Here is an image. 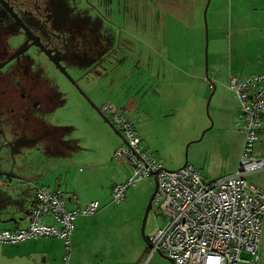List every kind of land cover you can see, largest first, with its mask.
Instances as JSON below:
<instances>
[{
	"label": "rangeland",
	"instance_id": "374dc122",
	"mask_svg": "<svg viewBox=\"0 0 264 264\" xmlns=\"http://www.w3.org/2000/svg\"><path fill=\"white\" fill-rule=\"evenodd\" d=\"M186 3H190L189 11L178 12L169 11L166 7L153 4V0H147L143 8L146 15H144L145 28H141L142 33L137 34L136 40H130L127 44L130 48L128 53L126 50L115 52L110 56L111 62L122 58L123 63L118 66L119 69L109 80L107 78L104 84H100L106 89L110 87L112 81L117 89L114 96L112 94L102 96L98 91L99 94L92 91L94 86L87 81L78 85L77 89L51 68L49 81L52 89H50L51 99L46 102V136H41L36 144L21 148L16 158L3 156L9 162L10 169L15 165V169L19 170L16 171L17 173L30 178L31 173L26 174L23 168H19L24 163L22 152L30 154L34 159L28 164L29 166L27 165V169L30 168L33 173L46 169L42 172L46 173V179L39 180L40 185L53 187L56 183H60L62 176L63 185L67 180L76 191L82 189L89 196L96 191L89 201H97L102 207L99 212L102 214L103 230L99 237L101 244L98 246L96 242L93 248L98 259H93L91 262L171 264L158 252L150 255L148 243L145 241V238H149L165 225V219L159 215L157 207H152L144 232L142 231L144 214L155 191V179L138 181L129 188L123 203L111 204L110 195L113 187L129 178L131 173L127 164L122 165L113 157L115 150L122 143L121 139L81 94L83 92L99 107L110 103L116 108L120 107L121 102H125L123 99L130 97L126 94H133L138 86H143L145 91L151 86H158L159 82H163L162 80L169 76L166 64L155 53H158L157 50L161 46L160 40L161 42L164 40L162 46H175L188 56L187 59L182 60L169 56L167 59L172 63L180 62L178 67L183 69L188 67L189 76L179 72L177 83L190 85L193 82L194 97L191 98L189 92L187 100L179 97L171 108L160 112L157 95L152 96L150 93L144 95L142 92L139 101L142 107L140 114L142 111L143 114L146 113L147 108L149 115H146L143 121L140 117L138 121L132 116L142 138L148 146L158 152V158L170 171L178 170L187 163L198 170L204 179L212 181L233 174L238 168L240 156L236 169L233 170L241 145V134L236 123L239 119L236 108L239 109V105L237 107L236 101L231 99V102L229 98L227 99L229 91L223 88L222 99L219 102L218 93L215 91L222 86V82H214V79L223 78L219 65L220 68L226 67L231 54L229 43L239 29L234 32L232 22L227 27V21H222L220 11L223 7H220V0H186ZM214 19L219 22L213 24ZM238 22L246 25L248 20L241 18ZM127 30L131 33L139 32L138 26L131 24L128 25ZM252 33L253 31L249 35ZM177 37L180 39L177 40ZM263 52L264 49H260L259 54ZM163 59L165 60V56ZM192 64L195 67H191ZM217 69L220 70V74L214 75ZM70 73L73 75V70H70ZM98 75L100 73H94L89 77L86 76V79L97 78ZM170 78L174 76H169L168 81H172L169 80ZM203 78L210 80L215 90L212 87L208 93L209 88H206V84L209 86V83H205ZM91 86L93 87L89 89ZM68 143H71V147H68ZM0 168L5 171L1 161ZM122 171L126 175L122 176ZM262 171L254 175L257 177ZM259 178L264 180V175ZM249 180L251 181V178H247L248 182ZM41 242L42 240L26 244L36 246ZM52 242L57 256L55 260L50 261L68 264L66 250L62 252L59 250L60 246L63 247V243ZM43 243L50 244L46 239ZM38 253L39 251H34L29 258L30 261H35L30 262L31 264L46 262L47 259L45 260ZM258 254L259 264H264V223Z\"/></svg>",
	"mask_w": 264,
	"mask_h": 264
},
{
	"label": "built area",
	"instance_id": "2783aa9c",
	"mask_svg": "<svg viewBox=\"0 0 264 264\" xmlns=\"http://www.w3.org/2000/svg\"><path fill=\"white\" fill-rule=\"evenodd\" d=\"M229 89L239 102L238 126L243 146L237 170L228 176L208 181L191 165L167 170L151 153L129 113L111 104L102 113L121 132L122 142L114 160L125 162L131 172L114 186L111 203L124 202L127 191L138 181L154 178L157 191L153 206L165 225L147 241L150 255L161 252L173 264H259L258 248L263 233L264 192L247 181V176L264 170V158L255 155L260 142L264 115V73L247 79L231 76ZM1 177V170H0ZM35 205L28 225L16 230H0V245H17L44 238L65 242L67 263L75 221L93 217L101 210L97 201L71 207L60 191L34 186ZM51 216L55 225L45 223Z\"/></svg>",
	"mask_w": 264,
	"mask_h": 264
},
{
	"label": "flooded vegetation",
	"instance_id": "af4514ba",
	"mask_svg": "<svg viewBox=\"0 0 264 264\" xmlns=\"http://www.w3.org/2000/svg\"><path fill=\"white\" fill-rule=\"evenodd\" d=\"M154 3L170 11L174 0ZM146 4L147 0H0V161L6 174L19 170L15 165L10 169L4 155L16 158L21 148L46 136L51 68L75 88V83L87 81L93 84L92 91L111 94L110 87L100 84L115 74L123 60L111 62L110 56L128 53L127 44L141 35ZM130 24L139 32H129ZM94 73L100 75L86 79ZM24 153L27 166L34 158Z\"/></svg>",
	"mask_w": 264,
	"mask_h": 264
},
{
	"label": "crops",
	"instance_id": "0c3cea01",
	"mask_svg": "<svg viewBox=\"0 0 264 264\" xmlns=\"http://www.w3.org/2000/svg\"><path fill=\"white\" fill-rule=\"evenodd\" d=\"M189 5L190 3L187 4L186 0H174L173 8H171L170 11L176 10L179 12L185 10L187 12L189 11L188 8ZM217 5L219 6V2L217 3ZM221 6L223 7L222 10L220 11L222 21L225 20L227 21V27L228 25H230V22H232L233 23L232 26L233 28H235L234 32L237 29L239 30H237L234 33L235 36L232 38V40L229 43V50L231 51V54L228 57L229 61H227L228 63L227 65H225L226 67L223 66L222 68H220L219 65V69L222 71L223 78L219 79L217 77V79H214V82L221 81L222 86L216 88L215 92L218 93V98L220 102V99H222L221 90L222 88L226 89L227 91H229L228 92L229 96L227 97V99L229 98L228 100L233 99L234 102L236 101L238 103L236 104L238 107L239 102L236 100L234 94L229 89L230 77L236 76L239 79H247L251 76L260 75L264 73V52L262 54H259L260 49H264V0H220V7ZM241 18H246L248 20L246 25L238 22V20H240ZM218 22L219 20L215 21V19L212 21L213 24H217ZM243 26H246V28H244ZM251 31H253V33L249 35ZM179 39L180 38L177 37V40ZM162 42H164V40H162ZM162 42L160 40L161 46L157 50L158 53L157 52L155 53L157 54L158 58L161 59L166 64L168 68L169 76L171 75L174 76V78L169 79L172 81H168L169 78L168 76L164 79L165 81L162 80L163 82H159L158 86L156 85L151 86L148 91H145L143 89L144 88L143 86H138L137 89L138 91L135 90L133 94L131 93L126 94V96L128 95L130 97L123 99L125 102H121L120 107H116V109H122L127 111L131 116V118L133 116L138 121H139V117L141 121H143L144 119H146L145 116L149 115L147 108H146V113L143 114L142 111V113L140 114L141 112L140 108L142 109V107L139 101L142 98V92L144 93V95H147L149 93L152 96L153 94L157 95L158 106L161 107L160 112H163L165 109L171 108V105L177 102L179 97H182L184 100H187L189 92L191 98L194 97V91L192 87L193 82H191L190 85L189 83L185 84L181 82L180 85L177 83V79H179L178 77L179 72L180 74L189 76L188 67L186 69H183V67H178L179 66L178 64L180 62L172 63L167 59L169 56L170 58L176 60L177 59L182 60V59H187L188 56L184 52H182L179 48H178L179 50L175 48V46H169V47L162 46L163 45ZM162 51H165V53H163ZM164 56H165V60L163 59ZM197 65L199 64L197 63ZM191 67H195L194 64H192ZM219 69H217V71L214 72L215 73L214 75L220 74ZM203 81L205 83H209V86L208 84H206V88L207 89L209 88L208 93L210 92V89L212 87H214L215 90V86L210 82V80H208L209 81L208 82L205 78H203ZM110 88H111L110 92L112 96H114L115 90L117 89L115 88L113 82L110 85ZM134 99L137 100L134 101ZM236 110H237V119H238L239 109L236 108ZM262 122H263L262 130L260 132L261 140L255 146V155L260 158H264V115L262 118ZM236 123L238 124V120H236ZM142 140L144 141L143 138ZM144 144L146 145L147 149L151 153L155 154L158 158L157 155L158 152L154 151L150 146H148L145 141ZM242 146H243V137L241 135L240 151L238 153L237 163L233 169L234 171L238 164ZM160 161L162 162V160ZM120 163L122 165H126L125 162H120ZM234 171H232V173ZM124 173L125 172L122 171V176L126 175ZM254 174L256 173L247 176L248 179L251 178V181L249 180V182L254 184L256 188L258 187L259 190L264 192V180L259 178V176L264 175V170L260 172L259 176L257 177ZM18 176H20L19 173L12 172V174L10 173L6 175H2L0 177V230H16L26 227L29 222L28 220L29 211L35 205L34 186L38 182L29 185L19 180ZM45 179L46 176L44 177V180ZM59 182L60 183H56L55 186L53 187H46L45 185L42 186H45L46 188H49L53 191H60L62 195L67 199L75 198L76 201H71L72 208L84 205L88 202H92L89 200H91L92 198L91 195H94L96 191H93L92 194L90 193V196L89 194H85L84 191H82V189L80 190L77 189L76 191L75 188L71 185V183L67 180L65 181L66 182L65 185H63L62 176L60 177ZM101 216L102 214L101 212H99L96 216L93 217H79L76 219L75 232L73 234L71 241L70 259L72 260H70L71 262H69L68 264H106V262H91V260L93 259H98V255L96 254V252L93 251V248L96 242L98 246L101 244L99 240V237H101V232L103 230ZM45 223L48 225H55V220L53 219V217L48 216L45 218ZM45 239L46 241L49 240L50 244L46 245L45 243H43ZM41 240L42 242L40 243V245L30 246L26 244L28 242L37 243L40 242ZM52 241H61L63 243V247L60 246L59 248L60 252H62V250L64 249L66 250V247L64 246L65 242L62 239H58V238H44L38 241H28V242L19 243L17 245H9V244L0 245V264H31L30 262H35L29 260V258L32 256L34 251H39L38 255H42L45 260L46 259L49 260V261L46 260V262H43V264H66L65 262L50 261L52 259L55 260L57 256L54 249V243Z\"/></svg>",
	"mask_w": 264,
	"mask_h": 264
},
{
	"label": "water",
	"instance_id": "95a60500",
	"mask_svg": "<svg viewBox=\"0 0 264 264\" xmlns=\"http://www.w3.org/2000/svg\"><path fill=\"white\" fill-rule=\"evenodd\" d=\"M91 71L92 70H90V72ZM75 85H76L77 88H79L76 83H75ZM81 94H82L83 97H85L86 99L89 100V104L92 107V109H94L100 115V117L103 119V121L114 131V133L121 139V141L122 142H125V139H124L123 135L112 124V122L102 113V111L100 110V107L97 106V105H95L83 92H81ZM212 95H213V92L210 95V98L208 100L207 109H208V106H209V103H210V100H211ZM186 165H187V163L184 166H186ZM19 168H23V170H24V172H26V174L27 173H31V177L30 178H27L25 175H22V174H19L20 176H18L19 177V180H21V181H23V182H25V183H27L29 185L34 184V183H37L39 180L44 179V177L46 176V173H42L41 172L42 170H38L37 172L33 173L30 168L27 169V166L26 165H21ZM2 172H3V175H6V173L4 172V170ZM47 173H50V171H47ZM155 184H156L155 191H154L153 195L151 196V198L149 200L147 209H146L145 214H144L143 224H142V231L143 232H144V229H145V225H146V222H147V218H148L149 213H150V211L152 210V207H153V200H154V197H155V194H156V191H157V181L156 180H155ZM36 185L37 186H41V187H45V186H42V185H40L38 183ZM147 239L145 238V241L148 243ZM158 253L162 257H164L165 259L169 260L171 262V264H173V262L168 257H166L165 255H163L161 252H158Z\"/></svg>",
	"mask_w": 264,
	"mask_h": 264
}]
</instances>
